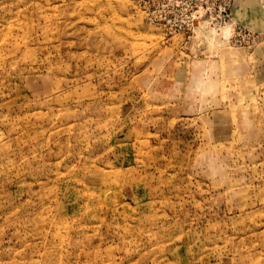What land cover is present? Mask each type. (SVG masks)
I'll list each match as a JSON object with an SVG mask.
<instances>
[{"label": "rangeland", "instance_id": "rangeland-1", "mask_svg": "<svg viewBox=\"0 0 264 264\" xmlns=\"http://www.w3.org/2000/svg\"><path fill=\"white\" fill-rule=\"evenodd\" d=\"M0 264H264V0H0Z\"/></svg>", "mask_w": 264, "mask_h": 264}]
</instances>
